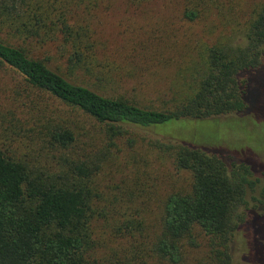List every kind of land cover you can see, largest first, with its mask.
<instances>
[{
  "label": "trees",
  "instance_id": "16d2710c",
  "mask_svg": "<svg viewBox=\"0 0 264 264\" xmlns=\"http://www.w3.org/2000/svg\"><path fill=\"white\" fill-rule=\"evenodd\" d=\"M103 4L104 0H0V32L4 34L0 35V64L59 105L78 109L107 125L105 132L111 138L127 132L128 127L158 128L182 118L222 117L237 124L243 120L245 125L239 127L245 129L249 124L259 131L258 125L264 124L260 111L264 97V2L237 36V43L205 48L189 94L174 98L170 105L156 106L70 80L43 60L31 57L22 46L34 44L60 52L72 67H82L84 54L75 40L79 44L92 29L79 24L84 17L78 16ZM198 14L194 7L182 11L189 20ZM52 111L53 115H40L38 126L44 148L50 150L48 168L34 167L0 147V264L96 263L91 256L95 243L89 226L91 200L96 195L90 179L102 159L91 165L89 157L74 156L80 128L59 109ZM154 144L171 157L177 169L191 174V183L188 192H171L164 199L163 232L154 239L153 251L169 263L179 264V240L197 226L209 238V264H232V238L244 230L252 216L246 194L257 183L255 170L261 165L221 146Z\"/></svg>",
  "mask_w": 264,
  "mask_h": 264
},
{
  "label": "rangeland",
  "instance_id": "374dc122",
  "mask_svg": "<svg viewBox=\"0 0 264 264\" xmlns=\"http://www.w3.org/2000/svg\"><path fill=\"white\" fill-rule=\"evenodd\" d=\"M263 2L104 0L97 10L78 16L84 17L79 24L92 29V34L83 35L79 44L75 40L84 54L82 67H72L60 52L34 44L21 45L31 57L43 60L70 80L147 106L170 105L174 98L191 92L205 48L216 43H237V36ZM186 7L198 9V17H184ZM90 39L93 43L88 47ZM57 104L0 64L2 150L34 167L48 168L50 150L44 148L38 126L40 115L52 114V108H56L80 128L73 155L89 157L91 165L102 159L90 179L96 195L91 200L89 222L95 264H171L153 251L152 243L163 232L164 199L171 192H188L191 174L177 169L171 157L155 147V141L221 146L261 165L255 170L257 183L246 194L252 216L244 230L232 238L230 251L232 264H264V124L258 125L259 131L255 132L249 124L245 129L239 127L245 125L243 120L237 124L222 117L182 118L158 128L128 127L127 132L111 138L105 132L107 125L78 109ZM261 104L264 113V97ZM131 139L135 140L133 145L128 143ZM208 242V236L195 226L190 235L179 240V264H209Z\"/></svg>",
  "mask_w": 264,
  "mask_h": 264
}]
</instances>
